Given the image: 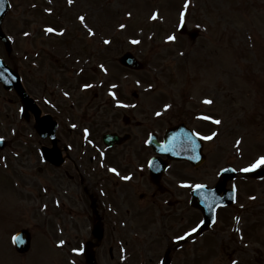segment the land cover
Here are the masks:
<instances>
[{"label": "rangeland", "instance_id": "1", "mask_svg": "<svg viewBox=\"0 0 264 264\" xmlns=\"http://www.w3.org/2000/svg\"><path fill=\"white\" fill-rule=\"evenodd\" d=\"M13 1L15 12L20 15L30 0ZM53 1L61 11V27L67 33L60 38L43 35L44 24L49 20L39 10L27 18L9 16L5 25L13 23V48L18 55L13 58L11 49L8 53L4 45H0V55L21 65L32 93L46 95V108L62 112V116L55 117L63 128L81 117L84 124L90 121L94 134L97 129L112 130L115 125L111 115L115 110L105 89L113 80L119 84L116 91L122 100L137 102L135 109L130 110L131 117L134 115L142 124L125 144L133 150L134 136L143 130L163 129L189 115L195 102L184 97L193 94L199 102L209 92L215 103L207 111L222 121L221 126L211 127V133L220 131L219 135L206 144L204 165L181 171L192 175L194 183H212L220 168L230 165L240 171L264 155V0H188L183 22L187 28L197 27L200 31L191 41L177 32L186 0H74L71 5L67 0ZM153 14L156 19H152ZM81 15L86 17L94 36L78 19ZM51 22L54 27L60 26L56 20ZM121 24L126 27L121 29ZM29 28L33 35L20 33ZM169 35H175L176 40L169 41ZM105 40L110 43L105 44ZM130 47L142 67L124 69L119 65L117 55ZM182 51L193 53L189 62H183ZM46 52H53L62 62L50 68ZM80 55L84 65H93L86 59L90 58L94 64H103L110 75H100L105 81L103 88L95 85L82 98L78 92L66 98L60 88L72 82L74 91L75 80L67 78L72 74L70 66H75L74 60ZM63 62L64 70L60 68ZM42 63L46 66L42 67ZM188 75L200 77L181 92L178 88L184 85L183 76ZM95 91L104 95H92ZM12 98L13 94L0 86V134L6 139L0 148V264H86L83 253L73 249H83L88 240L93 241L96 264H160L162 256L166 264H232L233 260L238 264H264V178L238 176L230 183L236 187V204L219 210L216 227L179 242L176 237L184 236L189 227L201 220L199 210L185 200L176 201V194L170 196L171 204H154L150 198L139 201L135 195L139 206L146 208L127 212L129 207L120 187L115 189L112 185L110 196L104 199L107 202H103L96 193L91 198L93 187L86 178L79 186L84 193H80L77 185L73 187L70 180L68 183L63 176H55L56 169L37 159V147L45 140L34 133L32 120L24 118L21 106L17 110L11 102L5 105ZM78 99L83 105L79 108L75 104ZM98 102L99 109L95 110L92 104ZM165 105L171 107L165 110ZM195 106V113L204 108L203 103L199 108ZM79 110L86 115L78 114ZM156 112L162 115L157 116ZM198 117L195 115V120ZM116 127H123L122 117H118ZM61 134L60 143L78 140L76 132L63 129ZM237 140L242 141L239 146ZM65 190H69L68 197ZM151 204L154 206L148 209ZM98 220L104 229L100 242L91 234L92 225ZM20 228L31 233L30 248L23 253L16 252L11 243L13 232ZM61 240L65 241L63 245ZM118 240L127 251L122 250Z\"/></svg>", "mask_w": 264, "mask_h": 264}, {"label": "flooded vegetation", "instance_id": "2", "mask_svg": "<svg viewBox=\"0 0 264 264\" xmlns=\"http://www.w3.org/2000/svg\"><path fill=\"white\" fill-rule=\"evenodd\" d=\"M14 1H12L13 3ZM2 9V5L0 3V11ZM7 17L9 16H16V12H11L6 14ZM5 15V17H6ZM5 17L2 19L1 21V26L2 28L4 27V23H5ZM8 31H12L13 30V23L12 22H8V27H7ZM62 84H64V81H61ZM2 87V85H0ZM3 89V88H2ZM67 89H69L67 87ZM31 91V90H30ZM13 94V98L8 101L6 103V105H9L11 102L12 106L15 105V107L19 106V99L18 97H16L14 95L13 92H11ZM32 93V91H31ZM32 95L34 97H37L40 101V104L45 106L46 102L44 101L45 99V94H42V92H40L39 96H35L33 93ZM213 96H210V93L208 94H204V98L206 99H211L213 101L212 104H205L203 98H199V102L193 98L191 101L192 103L195 102V104L197 105V108L200 107V104L203 103V107L204 108H199L197 113H195L194 109H196L195 104H192V107H190V109L188 110L189 115L188 116H183L181 119L175 121L174 123H179V122H183L185 124V126L194 129L195 132H199L202 134V136H207L211 134V131L213 128L212 124L206 120L203 119L202 116H210L212 115L210 112H208L207 110H209V106L213 105L215 103V100L212 98ZM215 98V97H214ZM125 104L129 105L128 109H124L122 110L120 113L117 112L115 114V116L112 118L113 122H114V128L111 131H114L116 133H118L119 135H128V138L124 141H122L121 143L115 145V149L113 150V154L112 155H107V157H105L103 160H100L99 156L96 155L93 165L94 167L97 165H103L106 167H118V171L120 172L121 177L119 179L116 180L115 176L114 177H110L108 173L105 172H93L94 173V186H95V190L97 192V194L101 195L104 192H106L108 190V192L110 191V189H112V185L113 187L116 189L117 186L121 187V189L124 190L125 194L131 195L132 197L135 195L140 196L141 198H146L147 194H148V189H151V186H154L150 180H149V176H148V163H149V158L152 156V151L149 148L148 144H147V137H148V131L143 130L142 134H139L138 136H134V140L133 143L136 146L133 150L132 149H128L127 146L125 145L127 141L131 140V138L133 137V134L136 133L139 130V127L142 124V121L140 119H135L134 115L133 117H131V112H130V107L132 105V102L135 101H131V99H125ZM43 102V103H42ZM137 103V102H136ZM45 104V105H44ZM97 106H99V103L96 104ZM92 106L94 107V104H92ZM14 107V108H15ZM2 108V107H0ZM49 111H51L50 108H47ZM9 110H13V108L9 109ZM193 110V111H192ZM128 113V114H127ZM200 113V117L197 118V120H195L194 116ZM59 116H62V112H58L57 113ZM126 115V119L123 120L122 117V123H123V127H116V121L118 122V117H120L122 115ZM193 121V123H192ZM197 122V123H196ZM199 122L201 124H199ZM174 123H169L168 126L174 124ZM167 126H164L163 129H156V133L157 134V138L158 139H162L163 137V133L164 130ZM210 130L208 131L207 129ZM59 129L56 132V138H57V144L58 146L61 147L62 151L65 154L64 157V161L63 163L59 166L62 167L63 169V173L67 174L68 177L71 179H75L81 183L83 181L82 177L85 175L82 172H77V170H81V164L83 162V154H82V150L81 148H77L74 147V145L72 143L71 144V148H69L68 143L69 142H62L60 143L61 139H62V134L61 131L63 129H65V131H67V128H63V126H58ZM62 129V130H61ZM207 130V131H206ZM71 132V131H69ZM141 137V138H140ZM140 138V139H138ZM201 138V137H200ZM202 143H203V151L205 153V160L203 165L206 162V144L208 143V141L210 142L211 140H206V139H202ZM112 149H109L108 153H110ZM117 157V158H116ZM188 167H191L192 169H196L199 167H193L189 162L187 161H170L168 164V167L166 169V172L162 175V181L161 184L164 185L165 188V192H158L156 195V200L157 201H163L161 200V197H163L164 195H169V196H174L176 194V201H182L185 200L188 202V196L190 195L191 189L192 187H185V186H180L177 183H175V180H181L184 182H187L188 184L193 181L192 179V175H187L186 173H184L183 171H181V168L187 169ZM68 171H72V174H68ZM80 173V174H79ZM58 173H55V176ZM124 176H131L130 180H125L123 179ZM111 179V180H110ZM183 184V182H182ZM155 189V186L154 188ZM152 189V190H153Z\"/></svg>", "mask_w": 264, "mask_h": 264}, {"label": "snow or ice", "instance_id": "3", "mask_svg": "<svg viewBox=\"0 0 264 264\" xmlns=\"http://www.w3.org/2000/svg\"><path fill=\"white\" fill-rule=\"evenodd\" d=\"M67 2H68L69 5H71V4H73L74 0H67ZM188 8H189V2H188V0H186V3H185V5H184V9H185V10L181 12V20H182V21H183L184 18H185V14H186V11H187ZM46 11L51 12L52 9L49 8V9H46ZM128 15L131 16V13H128ZM156 18H157L156 14H153L152 19H156ZM78 19H79L80 22L83 24V26L86 28L88 34H89L90 36H94V35H95V32H94V30H93L91 27L88 26V24H87V22H86V17H85L84 15H81V16L78 17ZM125 27H126L125 24H121V25H120V28H121V29H123V28H125ZM45 31L48 32V33H53V32H57L58 30H57L56 28H54V27H47V28L45 29ZM58 34L63 35V34H64V33H63V30H59ZM24 35H25V36H28V35H30V34L27 33V32H25ZM176 38H177V37H176L175 35H169V36L167 37V39H168L169 41H175ZM132 42H133V43H139L140 41H138V40H133ZM104 43H105V44H108V43H110V41H109V40H105ZM100 68L103 69L105 72H107V68H106L103 64L100 65ZM81 71H83V70L81 69ZM137 83H139V81H137ZM84 87H85V88H89V87H92V85H90V84H85ZM116 87H117V85H115V84L111 85V88H112V89H114V88H116ZM148 87L151 88L152 85H149ZM110 94H111L113 97L116 96V93H115V92H112L111 89H110ZM65 95H68V93H65ZM117 103H118V104H122V102H120V101H117ZM204 103L210 105V104L213 103V101H212L211 99H207V98H206V99L204 100ZM122 106H124V107H129V105H122ZM132 107H134V105H133ZM170 107H171V105H165V106H164L165 110H167V109L170 108ZM156 115H157V116H160V115H162V113H161V112H156ZM203 119L211 120V121H213L216 125H220V124L222 123V121H221L220 119H216V118H214V117H212V116H204ZM73 127H76V125H73ZM88 132H89L88 129H84V133H85V135H87ZM195 135L198 136V137H201L202 139L211 140V139H213L214 137H216V136L218 135V133L213 132V133H211L210 135L202 136L201 133L196 132ZM4 139H5V138H4L3 136H0V142H3ZM241 143H242L241 140H237V141H236V145H237V146H239ZM197 158H198V157H197ZM262 166H264V155L259 156L258 158H256V159L254 160V162L250 163L247 167H245V168H243V169H240V170H241V171H244V172H249V171H253V170H256V169H258V168H261ZM109 170H110L111 172L115 173L116 175H120L118 169L115 168V167L110 168ZM225 171H226V170H225ZM233 171H236V169H233ZM123 179H125V180H130V179H131V176H124ZM182 186L189 187L190 185H189L187 182H184V183L182 184ZM193 187H195L196 189H203V188L206 187V185H204V184H196V185H194ZM234 187H235V186H234ZM250 199H255V197H250ZM203 225H204V221L201 220V221H200L195 227L191 228L189 232L185 233L184 236H177L176 239H177V240H182V239H185L187 236H191L193 233L198 232V231L201 229V227H202ZM237 231H240V230L237 229ZM13 241H14V242H18V241H19V237H14V238H13ZM59 243H60V245H63V244L65 243V241L61 240ZM73 251H74V252H82L83 249H82V248H81V249H73ZM232 264H238V262L235 261V260H233V261H232Z\"/></svg>", "mask_w": 264, "mask_h": 264}, {"label": "water", "instance_id": "4", "mask_svg": "<svg viewBox=\"0 0 264 264\" xmlns=\"http://www.w3.org/2000/svg\"><path fill=\"white\" fill-rule=\"evenodd\" d=\"M122 61L124 63H126L129 66H134V62L132 59L128 58L127 60L122 59ZM0 67H3L0 64ZM16 88V90L19 92V95L21 96V98L24 100L25 103H29L30 100L28 99L27 94L24 92L22 86L19 84V82H17V84L14 86ZM28 106H30L28 104ZM39 124H42L41 120H38ZM53 128L54 125H51V129L50 132H53ZM114 138V141H116V137L112 136L110 139ZM260 175H264V170H262L261 172H259ZM233 175L231 174V172L229 170L225 171L224 174L221 177V181L219 182V184L215 187V189L211 190V193L209 196H211L212 200H213V206L217 203L216 200V194H214L215 192L218 193L219 190H221L223 188V185L225 183V181L227 180V178H231ZM204 190H203V195H201V203H198L199 206H201L202 209H207V207L209 205L204 204ZM231 196V195H230ZM15 237H19V241L16 242V247L19 251H24L27 249L28 247V240H29V235L25 232V231H20L18 232Z\"/></svg>", "mask_w": 264, "mask_h": 264}]
</instances>
